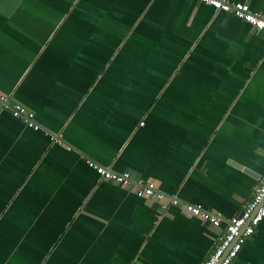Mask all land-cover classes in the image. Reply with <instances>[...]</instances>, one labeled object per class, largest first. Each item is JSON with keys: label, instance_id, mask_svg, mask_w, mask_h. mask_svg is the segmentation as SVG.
<instances>
[{"label": "crops", "instance_id": "1", "mask_svg": "<svg viewBox=\"0 0 264 264\" xmlns=\"http://www.w3.org/2000/svg\"><path fill=\"white\" fill-rule=\"evenodd\" d=\"M0 93L39 125L0 111V264H201L264 177V32L196 0H0Z\"/></svg>", "mask_w": 264, "mask_h": 264}, {"label": "built area", "instance_id": "2", "mask_svg": "<svg viewBox=\"0 0 264 264\" xmlns=\"http://www.w3.org/2000/svg\"><path fill=\"white\" fill-rule=\"evenodd\" d=\"M196 1L209 5L216 11L231 13L251 24L256 30L264 32V13L253 10L246 2L236 0ZM4 110L27 126L34 129L39 128L33 111L20 102L11 101L7 95L0 93V111ZM56 141L61 143L60 139ZM87 164L103 179L125 186H135V193L138 197H155L162 208L167 209L170 205H177L181 201L175 195L168 196L169 199L166 202L162 201L165 194L157 189L154 182L133 178L127 170L114 171L92 160H87ZM183 206L187 213L208 221L215 228L220 227L223 222L219 213L211 212L199 203L185 202ZM263 219L264 177L254 187L252 196L244 205L243 210L225 221L224 229L218 234L215 247L201 264H231L241 249L243 241L254 233L255 227Z\"/></svg>", "mask_w": 264, "mask_h": 264}]
</instances>
